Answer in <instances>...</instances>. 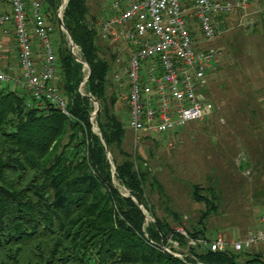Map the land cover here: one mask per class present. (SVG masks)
Listing matches in <instances>:
<instances>
[{
	"label": "trees",
	"instance_id": "16d2710c",
	"mask_svg": "<svg viewBox=\"0 0 264 264\" xmlns=\"http://www.w3.org/2000/svg\"><path fill=\"white\" fill-rule=\"evenodd\" d=\"M42 2L47 17L56 19L61 0ZM88 15L89 0H70L64 25L91 68L87 90L101 104V136L90 125L88 98L78 93L82 66L74 62L64 40L56 52L55 85L68 99L70 116L50 103L43 108L33 102L29 107L27 92L0 87V264H187L145 238V217L132 197L156 220L147 229L152 240L158 242L160 234L174 230L156 216L146 194L149 171L139 168L144 159L139 157L137 164L124 150L126 132L116 113L119 98L109 93L115 54L109 59L102 55L99 29ZM114 179L130 197L121 194ZM152 185L162 191L157 180ZM190 187L192 200L205 209L188 232L194 238L206 237L205 223L217 211L218 196L211 187L206 195L200 184ZM175 236L186 243L182 235ZM193 254L203 264H264L262 253Z\"/></svg>",
	"mask_w": 264,
	"mask_h": 264
},
{
	"label": "built area",
	"instance_id": "2783aa9c",
	"mask_svg": "<svg viewBox=\"0 0 264 264\" xmlns=\"http://www.w3.org/2000/svg\"><path fill=\"white\" fill-rule=\"evenodd\" d=\"M7 1L10 9L0 11V84L12 83L17 89L9 85L11 90L27 92L29 107L33 102L43 108L50 103L70 116L68 99L54 83L58 69L52 40L54 27L48 21L42 0ZM254 1L189 0L201 35L196 38L194 25L187 18L185 0H109V8L104 10L105 17L99 23V33L102 40L118 44L114 52L118 69L113 70L112 76L124 90L122 99L128 105L129 127L135 143L142 135L167 134L212 115L213 104L203 90L208 84V74L217 70L223 53L219 48L203 49L200 44L216 39L219 18L245 14ZM69 2L61 0L55 16L75 61L83 64L84 72L89 75L90 66L82 49L64 25ZM252 23L241 19L238 26ZM9 28L14 32L18 73L11 64H4ZM88 75L79 92L90 98L93 107L89 122L93 132L101 136L98 104L91 93L83 92ZM114 170L113 167V177ZM140 208L145 217L143 232L149 243L187 264H203L196 260L193 251L240 254L264 247V213L256 230L236 240H228L221 233L213 237H191L184 222L174 227V232L160 234V240L155 242L147 229L156 220L143 205ZM177 233L186 239L185 244L176 238Z\"/></svg>",
	"mask_w": 264,
	"mask_h": 264
},
{
	"label": "rangeland",
	"instance_id": "374dc122",
	"mask_svg": "<svg viewBox=\"0 0 264 264\" xmlns=\"http://www.w3.org/2000/svg\"><path fill=\"white\" fill-rule=\"evenodd\" d=\"M260 5L262 17L264 15V0L260 1ZM108 8L109 0H89L87 20L99 29V23L105 17L104 10ZM48 21L54 27L52 40L55 51L57 52L64 40V45L72 59L75 63L80 64L75 61L70 46L66 45L67 41L60 30L57 19L53 18ZM236 23L234 26L235 21L232 20L226 30L244 29V27L238 26V22ZM259 23L256 25L257 27L255 26L253 34L264 38V21ZM193 34L194 37H201L196 25L193 26ZM230 34L231 32L227 37ZM98 44L102 49V55L108 59L118 47L117 43L112 42L111 45H107L102 40L98 41ZM200 45L203 49L219 48V44L214 42ZM225 48L228 49L226 46ZM222 53L225 52L222 50ZM230 54L232 58L230 55H224L223 60L221 58L222 63L214 71L215 73L211 72L207 76L209 84L203 91L213 104L212 115L202 122H191L174 132L149 135L150 137L146 138L145 135H142V139L135 143L126 112L128 105L122 99L124 90L113 80L112 72L114 69H118L114 60H112V69L109 73L111 83L109 93L116 94L119 98L116 113L123 122L126 132L124 150L136 160L137 164H139L138 158L142 157L144 165L143 163L139 164V168L149 171L145 184L146 194L155 208L156 216L169 222L173 228L185 222L188 230H192L197 225L200 213L205 209V206L192 200L190 184H200L204 188L203 194L205 195L208 193L207 189L211 187L215 189L218 196V200L215 202L217 211L205 223L206 236L212 237L221 233L228 240H236L247 232L256 230L259 227V219L264 213V149L260 151L259 148L256 149L253 146L247 151L241 150L238 146L233 145L234 140H232V131L237 129L233 123L234 117L239 118L246 114L245 104L247 102L242 100V97L245 96L244 93H248L249 99L253 100L250 102L252 106H254L253 103L260 107L264 105V94H257L255 85H251L252 81L249 76L247 77L252 72L263 71L264 73V56H258L253 52L250 53L248 61H243V58L238 60L231 51ZM80 65L82 66L83 79L78 87L79 94L82 82L88 75V72H84L83 64ZM90 75L91 68L83 88V92L86 93H90L87 90ZM9 85L10 88L17 89L12 83H3L0 84V87ZM216 93L219 99L214 97ZM226 98H230L231 105L235 102L238 107L235 110L231 109L232 111L228 109L232 107L229 103L221 107L218 102L224 101L225 103ZM88 100L90 106L93 107L90 98ZM252 118L254 124L257 123L253 114ZM254 124L249 123L250 130L256 128L264 131V126ZM260 134L264 137L263 132ZM262 142L263 140L258 144ZM171 143L173 147H170ZM116 157L119 161L125 159L118 152ZM110 160L112 161V155H110ZM154 179L161 184L162 191L158 186L152 185ZM114 183L118 186L119 191L121 190L126 196L129 195V192L115 179ZM174 213L181 218V223L174 220ZM185 217H187L186 221ZM251 252L264 254V247Z\"/></svg>",
	"mask_w": 264,
	"mask_h": 264
},
{
	"label": "crops",
	"instance_id": "0c3cea01",
	"mask_svg": "<svg viewBox=\"0 0 264 264\" xmlns=\"http://www.w3.org/2000/svg\"><path fill=\"white\" fill-rule=\"evenodd\" d=\"M260 1L261 0L254 1L245 14H238V15H231V16H227V17H221L217 20L219 34L213 42L215 44H219V48L225 52L223 54V56L224 55H227V56L230 55V57L232 58L230 51H231V53H233L235 55V57L238 58V60L243 58V61H245V60L248 61V57H249L250 53L252 54L253 52L258 54V56L259 55L264 56V38H262L256 34H253L255 26L259 25L260 21H264V15L261 17L262 7H260L261 6ZM185 4H186V8H187L188 20L193 25H196V23H193L194 17H193V11L190 8V6H191L190 2H186V0H185ZM9 9H10V5H9L8 1L2 0V2H0V11H8ZM241 19L249 20V21H251V23L252 22L253 23L249 24L247 26H244V29L239 28L236 30L234 28L235 31H233L232 30L233 28H232L231 30L230 29L226 30L227 27L229 26L230 22H232V20L235 21L234 26H236V24H237L236 22H239V20H241ZM9 29L10 30L8 31V35L6 38L7 41L9 42V47L7 48L6 58H5L4 64H11L12 66L15 67V70L18 73V72H20V70L18 67V58H17V51L15 48L14 32H13L12 28H9ZM229 32H231V34H230L231 36L229 35V37H227ZM196 38H198V37H196ZM199 42H201V41H199ZM225 46L228 49H226ZM35 48H36V52L38 55L39 51H38L37 43H35ZM222 60H223V57H222ZM222 60L220 62V65L222 63ZM14 63H15V65H14ZM248 76L250 77V80L252 81V82L250 81L251 85L252 84L255 85V87L257 89V91H256L257 94L263 95L264 94V73H263V71L258 72V73L252 72L251 74H248L247 77ZM259 76H261V77H259ZM54 83H55V81H54ZM208 84H207V87H208ZM247 94L248 93H244L245 96L242 97V100L247 102L245 104L246 108L248 109V110L246 109V114H244L242 117H239V118L234 117V120H233V123L236 125V128H237L236 130L232 129L233 130L232 131L233 132L232 133V140H234L233 145H235L236 147L238 146L239 149H241V150L244 149L245 151H247L248 148H252L254 146V147H256V149L259 148V150L261 151L262 149H264V137L260 133H262V132L264 133V131H261L260 129H256V128L253 130H250L248 125L251 122L254 124V121L252 118V114H253L254 119L257 120V123H255V124L264 126V105L262 107H260L257 104L253 103L254 106H252L250 104V102L253 100H250L249 97L247 96ZM214 97L219 99V96L217 93L214 94ZM229 102H230V98H226L225 103H224V101H222V102L220 101V103L218 102V104H220V106L222 107V106H225V104H228ZM229 105H231V103H229ZM231 106L232 107L228 108L230 111H232L231 109L235 110L238 107V105L235 104V102ZM126 112L128 114V118H129L128 107L126 108ZM262 140H263V142L261 144L260 143L258 144V142L262 141ZM255 142H256V144H255Z\"/></svg>",
	"mask_w": 264,
	"mask_h": 264
},
{
	"label": "water",
	"instance_id": "95a60500",
	"mask_svg": "<svg viewBox=\"0 0 264 264\" xmlns=\"http://www.w3.org/2000/svg\"><path fill=\"white\" fill-rule=\"evenodd\" d=\"M69 33V32H68ZM70 35V34H69ZM71 36V35H70ZM95 102H97V104H98V113L101 111V104L99 103V101L95 98ZM102 141H103V143H104V145H105V149H106V152H107V155H108V158L110 157V151H109V148H108V146H107V144H106V142L104 141V139L102 138ZM127 197H130V195H128ZM133 198V200L136 202V203H138L139 204V206L141 205L140 203H139V201H138V199L137 198H135V197H132Z\"/></svg>",
	"mask_w": 264,
	"mask_h": 264
}]
</instances>
